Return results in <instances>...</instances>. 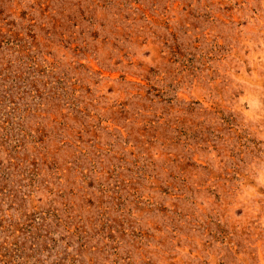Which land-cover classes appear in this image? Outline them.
<instances>
[{
  "label": "rangeland",
  "instance_id": "rangeland-1",
  "mask_svg": "<svg viewBox=\"0 0 264 264\" xmlns=\"http://www.w3.org/2000/svg\"><path fill=\"white\" fill-rule=\"evenodd\" d=\"M0 264H264V0H0Z\"/></svg>",
  "mask_w": 264,
  "mask_h": 264
}]
</instances>
